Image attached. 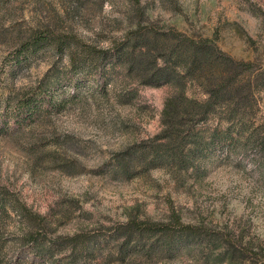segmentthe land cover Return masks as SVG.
Masks as SVG:
<instances>
[{
  "label": "rangeland",
  "instance_id": "374dc122",
  "mask_svg": "<svg viewBox=\"0 0 264 264\" xmlns=\"http://www.w3.org/2000/svg\"><path fill=\"white\" fill-rule=\"evenodd\" d=\"M130 5L129 0H0V99L42 86L60 103L22 130L0 134V264H64L72 249L78 252L75 264H228L216 259L223 246H231L233 262L264 261V178L255 149L241 154L217 148L199 161L203 173L153 168L115 180L109 175L112 153L158 132L172 87L133 82L119 65H109L104 90L84 72L76 96L69 98L68 53L51 45L13 65L18 42L46 28L107 47L130 27ZM140 5L150 21L212 37L232 57L264 67V0H140ZM258 94L263 114L264 88ZM216 126L222 129L225 122L212 117L202 124ZM19 204L34 215L32 222L15 210ZM130 215L160 222L177 215L182 223L201 227V240L172 259L159 257L157 249L121 260L116 229ZM28 226L39 230L37 251L49 247L50 260L21 247ZM205 230L227 241L215 248ZM74 236L83 237L72 243ZM88 249L96 256H87Z\"/></svg>",
  "mask_w": 264,
  "mask_h": 264
},
{
  "label": "trees",
  "instance_id": "16d2710c",
  "mask_svg": "<svg viewBox=\"0 0 264 264\" xmlns=\"http://www.w3.org/2000/svg\"><path fill=\"white\" fill-rule=\"evenodd\" d=\"M129 1L131 25L107 47L85 44L46 28L31 31L18 42L13 65L17 66L22 58L45 45H51L59 53H68L72 73L65 80L71 90L69 98L76 96L79 78L84 72L92 75L104 90L103 74L109 65H119L133 82L172 87L160 112L158 132L112 153L109 175L115 180H129L153 168L172 172L193 169L203 173L199 161L217 148L241 154L249 148L255 149V162L264 178V113L258 108V93L264 88V67H254L250 60L232 57L212 37L158 25L147 18L140 0ZM196 91L204 97L198 96ZM16 96L8 94L0 99V134L20 131L50 115L60 104L42 86ZM212 117L225 122V126L222 129L202 127ZM17 206L15 210L27 221L28 218L31 222L34 220L24 204ZM28 227L23 235L25 244L21 247L35 251L34 255L40 260H50L49 247L37 251L39 230ZM200 228L182 223L177 215H171L166 222L140 220L130 215L127 222L116 229L122 239L117 243V250L121 260L130 253L148 255L157 249L159 257L172 259L181 250L189 251L199 245ZM204 232L209 245L215 248L227 241L224 235ZM79 237L83 236L71 237L70 242ZM230 247H222L217 261L243 264L232 261ZM94 252L88 249L86 254L95 257ZM77 254L72 249L64 264H75ZM244 254L241 252V256ZM50 264L55 262L50 261Z\"/></svg>",
  "mask_w": 264,
  "mask_h": 264
}]
</instances>
